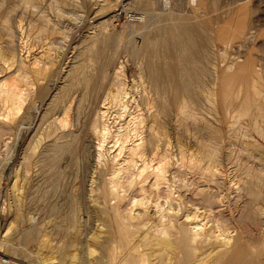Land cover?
Here are the masks:
<instances>
[{"label":"rangeland","instance_id":"rangeland-1","mask_svg":"<svg viewBox=\"0 0 264 264\" xmlns=\"http://www.w3.org/2000/svg\"><path fill=\"white\" fill-rule=\"evenodd\" d=\"M22 1L0 0V42L3 41L0 45L3 46L4 55L9 54L8 57H10L14 54L18 58L25 57L26 60H32L40 50L48 51L44 49L47 44V46H53L49 50L51 55H54L52 58L55 59L50 65L53 70L49 69L46 77V79L49 77L48 80L40 81V85L37 84L28 91L27 103L20 117L22 122L20 121L19 128L16 127L18 130L4 129L5 131L0 133V257L2 260H9L10 264H108L110 260V264L112 261V264H121V257L126 252V241L129 243L131 241L132 245H138L145 254L150 255L153 252V248L147 245L145 240H140L139 235L117 237L114 234L116 222L110 220L106 213L103 214L108 206L116 204V200L114 201L105 193L108 192L106 188L110 186L109 177L113 172L114 153H111L112 149L110 152L107 149L106 158L101 164L97 161L98 140L93 135L92 128L97 120H99L98 124H102L98 114L106 111L102 107L108 98L113 76L119 67H123L126 75L125 86L129 93L127 100L129 107H132L129 112L143 115L146 121L153 113H158L157 127L162 130L159 133L163 134L164 140L168 142V150L171 151L170 154L172 153L171 163H174L170 175L168 174V180L172 183L170 184L175 193L174 197L178 196V199H182L178 200L176 197L177 201L174 202L176 210L180 211H177L179 216L183 217L193 212V209L191 210L193 204L195 206L197 203L208 204L206 206L209 207L212 203L210 197H212L216 203H212L214 206L210 205L213 212L210 218L218 219V223L225 227L224 229H228L229 232H227L231 234L234 241V238H241L242 244L251 248L250 255L255 254L253 261L255 260L256 264H264L262 249L264 216L262 219L258 218L257 226L249 225L243 208V200L246 197L243 200L237 198L238 195L242 196L240 192L243 183L253 179L260 186L254 185L253 193L256 195L248 197L247 200L259 201V206H264V203L261 204L264 201V138L255 135L251 126L249 128L250 115L237 119L241 100L247 96L250 98L253 96L251 89H248V92L244 91L251 85L254 84L258 90L261 89V96H256V99L264 105V89H262L264 88L262 87L264 86V0H208L210 2L205 12L199 7V10L197 9L199 0L181 7L182 9L179 8L176 12L173 10L172 3L158 9L154 4L148 3L150 0H138L131 6H125L129 1L124 0H30L33 3ZM159 1L165 2V0ZM226 8H230L228 10L230 12L232 10V14L243 9L247 13L250 28L241 46L231 42L228 45L224 44L222 48V40L216 37L217 31L224 27L231 17L226 13L228 11ZM220 9L223 11L221 12ZM193 13L198 14L196 18ZM110 18L114 20L112 31L104 35L103 26L100 25ZM32 20L35 22L33 27L38 28L40 40L38 38L37 40L40 42H37L40 44L32 42V39L29 41L25 39L29 29L32 28L30 26ZM33 21L32 24H34ZM209 21L212 25L208 23ZM170 22H185L189 25L204 22L208 24L211 32L210 43H203L201 39H198L200 42L197 41L198 45L202 42L201 46L199 45L202 54L204 56L207 54L199 64L208 71L204 72L205 75L201 78L203 80H198L191 91L181 94L182 108L189 114L188 117L184 112L186 114L184 118L181 117L183 114L180 115L178 112L179 105L176 106L177 103L173 105L174 90L166 86L165 89L158 91L146 70L148 55L144 49L147 42L152 44L154 59L158 66L165 69L168 67L170 59L162 47V40H165V31L172 24ZM19 23L23 24L21 26L24 28V34L18 29ZM220 25L222 26L219 27ZM6 37H9L8 40ZM24 42L27 44H23ZM246 60L251 62V68L254 71L249 69L250 79L237 84L239 87L241 85L240 95L233 96L235 103L225 112L220 96L222 95L220 80L224 75L222 73L226 68V72L234 73L239 66H242L241 63L246 64ZM185 64L182 62L181 66H186ZM253 72H256L258 76L256 77ZM259 78H262L260 80L263 82L256 81ZM214 80L215 82L217 80V83ZM222 111L234 118L231 119L225 114L230 120L229 118L227 121L224 120L225 115ZM236 111L237 113L234 114ZM63 112L66 116L64 121L67 122H63V126L61 124H55V126L53 119L57 117L61 119L64 116ZM97 116L98 119H96ZM108 118L112 132L118 130L120 123L124 122L122 118L115 116V113L113 115L109 113ZM230 123L231 126H228ZM145 125H142L143 128L140 129L142 137L146 135L147 124ZM197 140L209 144L210 148L214 146L215 153L212 155L217 158H214L212 165L220 170V176L216 173V178L211 177L214 178L211 181L209 177L210 180L207 178L209 181L205 183L196 182L197 175L192 173L190 175V172L187 170L185 172L184 167L180 165L181 149H184V152L196 151ZM60 145H63V149ZM242 167L249 168V172L246 173V169L242 170ZM125 175V173L122 175L124 179L129 174L126 177ZM196 188L206 190L204 195L207 196L204 197L203 202H199L200 198L195 195ZM161 189L159 191L162 193L158 192V194L163 197L162 194L168 192L166 187ZM120 191H123L120 194L126 197L119 211L125 212L127 208H130V200L137 197L138 193L135 189H129L128 186H124V189ZM205 198L211 203H207ZM192 200L196 203H192ZM190 201L192 202L188 204ZM150 211L153 212L155 209L151 208ZM31 217L32 219L29 220ZM256 254L257 257H255ZM148 255L146 262L152 264L154 259ZM164 255L166 264H184V255L180 249H168ZM170 256L174 258L170 259ZM113 258L117 261L114 262ZM216 259L217 255H213L199 264H219ZM226 260L227 258L224 261ZM253 261L250 264H255Z\"/></svg>","mask_w":264,"mask_h":264},{"label":"bare ground","instance_id":"bare-ground-1","mask_svg":"<svg viewBox=\"0 0 264 264\" xmlns=\"http://www.w3.org/2000/svg\"><path fill=\"white\" fill-rule=\"evenodd\" d=\"M24 1L26 3L32 2L30 0H24ZM124 1H129L125 4V6H131V5H134L138 2V0H124ZM196 1L197 0H171V1L165 0V2H162L159 0H150V1H148V3L154 4L155 7L158 9L166 7L167 5L172 3L173 10H175V12H176L179 8H181L185 5H191V3H194ZM208 2H210V1L199 0L198 6L196 5L197 9L199 7V9H201L203 12H205V9L207 8ZM22 3L25 4L23 1H22ZM105 5H107V4H105ZM26 6H29V5H26ZM235 6H237V5L235 4ZM228 9H230V8H228ZM228 9L226 8V10H228ZM193 10H195V9H193ZM195 11H193V12H195ZM220 11L222 12L223 10L220 9ZM231 12H232V10H231ZM231 12L229 10L226 12L227 14H230L231 17H229L228 22L224 27H221L222 25L219 26L221 28L217 31V35L215 34L218 40H220V39L222 40V42H221L222 48H223L224 44L228 45V43H231V42H234L237 45L241 46L242 40L246 37V35L248 33V29L250 28L249 27V19L247 17V13L244 11V9L242 11L234 12L233 14ZM203 14H206V13H203ZM197 15L198 14L195 13L194 17L196 18ZM208 15H210V14H208ZM199 16L201 18L200 14H199ZM204 18H205V16H204ZM40 20H42V18ZM223 20H225V19H223ZM32 21L30 23V26H32V28H30L29 31L27 30L29 32V34H28V36H26L25 39H27L28 41L32 39V42H37L38 41L37 38L40 40L39 31H38V28L33 27V25H35V22L33 21L34 24H32ZM113 22H114V20H112L110 18V19L105 20L101 23L100 26H103V34L104 33L108 34L109 31H112L111 29L113 27V25H112ZM170 23H172V22H170ZM208 23L210 25H212L210 21ZM21 25H23V24H20L18 26V29L21 33L24 34V28ZM4 28L5 27H3V29ZM7 30H9V28ZM208 30L210 32V29L208 28V24H206L204 22H200L198 24L195 23V24H191V25L186 24L185 22H183V23H172L170 25L169 29L167 31H165L166 32L165 33L166 35H164L165 40H162L163 41L162 47L166 51V53H168L169 59H170V61L168 62V67L166 69L164 67L158 66L156 59H154V52L152 50L153 47H152L151 43L147 42L145 49H144V52H146V54L148 55V60H147V64H146V70L148 73L147 75L152 80L153 84L158 89V91H161L160 89H165L166 86L170 87L169 88L170 90H171V88L174 90L175 94L172 90L173 94L175 95L174 96L175 100H173L175 102L173 105H176L175 103H177L176 106L179 105V111L178 110L177 111L180 113V115L183 114V115H181V117H183L184 115L187 114V112H185V110L182 108L183 103L181 102V99H180L181 94H183V93L186 94V92L191 91L192 88H194V85H196L197 81L200 80L203 77V75H205L204 72L208 71L205 67L204 68L206 70L204 71V68L202 67L203 65L199 64L200 60L201 59L204 60V57H206V55H207L206 54L204 56L202 54L199 45L202 42L208 43L209 41H211V38L209 36V34H211V32L209 33ZM30 31H31V33H30ZM5 32H6V29H5ZM9 32H11V31H9ZM11 37H12V35H11ZM8 38H7V40H8ZM105 38H107V37H105ZM198 39L202 40V42L199 43V45L197 43V41H199ZM244 40H246V39H244ZM9 41H8V43H9ZM1 42H3V41H1ZM38 42H40V41H38ZM23 44H27V43L24 42ZM38 44H40V43H38ZM48 45H50V44H48ZM231 45H233V44H231ZM39 47H38V49H39ZM51 47H53V46H51ZM51 47L47 46V44H46L44 49H47L48 51H42L41 52V50L39 49L40 51L39 50L38 51L40 52V54L38 52L37 55L35 56V58L33 57L32 60L31 59L26 60L25 57L24 58H20V57L18 58L14 54L13 55L11 54L10 57H8L9 54H7V56H5L4 55L5 51L3 50V46L0 45V133H2L4 129L14 131V128L15 129L19 128L18 126L20 125V121L22 120V118H20L21 112L23 111L24 106L27 103L26 98H27V96H29L28 91L31 90L33 88V86L39 84L40 81L48 80L49 77L47 79H46V77L48 75L49 69L53 70V68H51L50 65L53 63V61H54L53 59H55V58H52V56H54V55L53 54L51 55V53H50L49 49ZM6 48H4V49L6 50ZM202 50H204V49H202ZM182 62L186 63L185 64L186 66H181ZM245 63L246 64L241 63L242 66H239L238 69H236L237 71H234V73L229 72L230 73L229 74L228 72H226V70H227V68H226L224 73H222V74H224V75H222V79L221 78H220L221 80L219 79L221 81V84H220L221 89L219 87L218 90L219 89L221 90L222 95H220V96L222 97L221 100L223 103V104L221 103V105L223 106L222 108L224 109L225 112L230 110V107L235 103V100H234L235 98L233 96L236 97V94L240 95L239 90L241 88V85L239 87V85H237V84L250 79L248 72H249V69H252L251 68V62L246 60ZM52 66H55V65H52ZM122 69H123V67H119L113 76L111 89H109L108 95H107L108 98L105 100L104 105L102 107V109L106 110V111L100 112L101 114L100 113L98 114L99 119L102 120V124H100V123L98 124L99 120H97L96 124H95L96 121L94 122L93 128L91 127L93 135L95 137H97V140H98V144H97L98 145L97 146V150H98V158L97 159L98 160L97 161H99V163L101 164V162L106 158L105 152L107 153V149L109 152L112 149L113 152L111 151V153H114V156L112 157L113 158L112 159V163H113V167H112L113 169L112 170H113V172H112V176L109 177L110 178L109 179L110 186L108 188H106V189H108L107 190L108 192H105V193H107V195L109 197L111 196V198L114 201L116 200V204H112V205L109 204L110 206H108V209H106V211L103 212V214L106 213V216L109 217L110 220H112L113 222H116L114 234L117 237L124 238L127 235H132V236L137 237V235H139L140 240H145L147 242V245L149 244L150 247L153 248V252L150 255L145 254V253H143V251L140 250V247L138 245H132V244H130L131 241L129 243L128 241L125 240L126 241L125 242L126 247L125 246L124 247L126 248V252L123 255V257H121V264H145V263L148 264V262H146L147 261V259H146L147 255L151 256L154 259V260L151 259L152 264H166L167 260H166V258L164 259V256H165L164 254H165V252H168V249H171V248H177V249L181 250V252L184 255V264H199L200 262H203V261L205 262L206 261L205 259H209V257H212L213 255H217L216 261L218 260L219 264H250L253 261V255H255V254H252V256L250 255L249 251H251L250 250L251 248L246 246V245H243L242 244L243 242H241V238L240 239L234 238L235 239V241H234L232 239L231 234L228 233L229 232L228 229L227 230L224 229L225 227L223 228L221 226V224L218 223V219L213 220L212 218H210L211 214H213V212L211 211L212 206H210V205L213 202H215V200H212V197H210L212 203L209 201L211 203L209 205L210 208L206 206L208 204L205 205L202 203H197L196 206H195V204H193L194 206H192V208H191V210L193 209V212L188 213L186 215H183V217L179 216V213L177 212V211H179V209L176 210L177 208H176V206H174V202L177 201L178 196H176L177 199H176V197H174L175 193L173 192V188L171 187L172 183L170 182L171 183L170 184L169 183L170 180H168V177H169L168 174L170 173L172 166L174 165V163H171L172 153L170 154L171 151L169 152V150H168L169 149V147H167L168 142L166 140H164L163 134L161 135L159 133L161 129H159V127H157L158 126V118H159V116L157 115L158 113H155L156 115L153 113V115L149 119L147 118L148 120L146 121V119L143 117V115L137 114V112H129L132 107L131 108L129 107V103L127 100L129 97V93L127 92V89L125 86L126 85L125 84L126 75H125L124 69L123 70ZM228 70H229V68H228ZM252 71H254V70L252 69ZM231 72H233V71H231ZM253 74H256V77L258 76V74L256 72L255 73L253 72ZM49 75H51V74H49ZM214 75H216V74H214ZM251 79H252V77H251ZM260 79H262V78H259V80H256V81L263 82V80L261 81ZM201 80H203V79H201ZM253 80H251V81H253ZM214 82H215V80H214ZM215 83H217V80ZM254 83H255V80H254ZM252 84H253V82H252ZM257 85H259V84H257ZM155 87H154V89H155ZM262 87H264V86H262ZM248 89H251L253 91V96H251V98L249 96H247L245 98L243 97L244 99L241 100L240 104L238 103L239 104V107H238L239 108V113H238L239 117H237V119H239L242 116L250 115V118H248L250 120L249 128L251 126V129L255 135H258L260 137L263 136V138H264V105H262L259 102V100L256 99L257 98L256 96H258V95L261 96L260 94L262 91L260 88L258 90V88L254 84L251 85L249 88H246L244 91L248 92ZM262 89H264V88H262ZM197 90H198V88H197ZM237 90H238V93H237ZM203 91H204V89H203ZM218 93H219V91H218ZM159 94L161 95V93H159ZM241 94H243V93H241ZM200 95H201V93H200ZM192 96H193V94L191 95V97ZM262 96H263V94H262ZM203 99L205 100V98H203ZM107 100H108V102L106 103ZM162 100H163V98H162ZM162 100H161V102H162ZM147 105H146V107H148ZM218 106H220V105H218ZM67 109L70 110V108H67ZM134 109H136V108H134ZM151 109L153 110V107ZM206 109H208V108L206 107ZM196 110H197V108H196ZM209 110H210V108H209ZM234 110H236V109H234ZM224 111H222V112L224 113ZM160 112H161V110H160ZM109 113H112V115H113V113H115V116L117 115L119 118H122L124 121L123 123H120V128H118V130L113 131V132L111 131L112 128H110V125L108 122L109 121V118H108ZM236 113H237V111L234 114H236ZM23 114H24V112H23ZM225 114H227V113H224V115ZM59 115L61 116V114H59ZM187 115L189 117V114H187ZM190 115L192 116V114H190ZM227 115L224 116V120H226V121L230 117L228 115L229 117L227 118L226 117ZM165 116H167V115H165ZM215 116H216V113H215ZM64 117H66L65 113H64V116L61 117V119L59 117H57L56 119H53L54 120L53 124L54 125L55 124L56 125H59V124L62 125L63 122H67L66 120L64 121ZM225 117H226V119H225ZM175 118H177V117H175ZM230 118H229V120H230ZM233 118H231V119H233ZM243 118H245V117H243ZM96 119H98V116ZM122 119H119V121L120 120L122 121ZM237 119H235L236 122H237ZM224 120H223V122H224ZM145 124H147V130H146L147 132L145 131L146 135L144 137H142V134H140V132H141L140 129H141L142 125H145ZM183 124H185V123H183ZM235 125L237 126V124H234V126ZM228 126H231V123H230V125L228 124ZM234 126H232V127L234 128ZM209 128H210V126H209ZM239 129H240V127H239ZM209 132H211V131H209ZM200 135H201V133H200ZM0 137H1V135H0ZM164 137H166V136L164 135ZM227 138H228V136H227ZM197 141H196V143H197L196 145H198L197 146L198 148H196L197 149L196 151L192 150V151L184 152L183 151L184 149L180 148L181 151L180 150L179 151L181 154V163L179 161H178V163H180V165L184 167L185 172L187 170L188 172H190V175H192V174H194L195 176L197 175L198 179H196V182H200V183L204 182L205 183V181L210 180L209 177L211 178V177H215V175L217 176L216 173H218V175H219L220 170L213 167V165H212L213 164L212 162H213L214 158L216 157V156L213 157V155H212L213 153H215L214 148H213L214 146L212 147L213 148V152H212L211 151L212 148H210L209 144L207 145V143H205L204 141L202 143L199 142V140H197ZM213 141H211V142H213ZM218 141H220V140H218ZM109 144H111L110 147H109ZM216 144H218V143H216ZM62 146H61V148H62ZM66 147H68V146H66ZM216 151H217V149H216ZM217 153H218V151L216 152V154ZM248 169H247V167L246 168L242 167V170H245L246 173L249 172ZM124 173L126 174L125 177L129 174L125 179L122 177V175ZM175 173H176V171H175ZM249 174L250 173H248V175ZM213 179L211 178V181ZM257 181H258V179H257ZM255 184H256V182L253 179L244 182L242 185V188H241V192H240V193H242V196L238 195V197L237 196L236 197L239 198L240 200H243L246 197L245 200H243L244 201L243 208L245 209V210L244 209L243 210L246 211V214H245V217L247 220L246 222H248L249 225L252 224V225L257 226L258 218L262 219V216H264V211H263L264 206L263 207L259 206V204H258L259 201L254 202V200H251V199L247 200L248 197L251 198L250 196L256 195L255 193H253L254 192L253 188H254ZM201 185H200V187H201ZM124 186L125 187L128 186L129 189H135L138 193V196L134 197L133 199L130 200V203H129L130 208L129 209L127 208V211L120 212L121 211L120 210L121 204L123 203V199H125V197H126V196H122L120 194V192H123L120 190H123ZM258 186H260V185L258 184ZM163 187L167 188L168 193L166 194V192H165L164 194H166V195L164 196V194H162L163 195V197H162L161 195L158 194V192L162 193V191H159V190ZM186 188H188V187H186ZM202 189L200 188L198 190L196 188L197 192L196 191L194 192L195 195L198 198H200L199 199L200 201L198 200L199 202H201V201L203 202L204 197L207 196V195L206 196L204 195V192H206V190L203 191ZM97 191H99V189ZM176 191H177V189H176ZM125 194H123V195H125ZM104 196H105V194H104ZM258 196H259V194H258ZM98 198H99V196H98ZM106 198L107 197L105 196V199ZM256 198H258V197H256ZM178 200H182V199H178ZM207 200L208 199L205 198L206 202H207ZM255 200H257V199H255ZM192 201H190L188 204H190ZM209 202H207V203H209ZM113 203H115V202H113ZM192 203H196V202L193 201ZM262 203H264V201L261 202V204ZM129 205H127V207ZM151 208H154L155 211L151 212L150 211ZM182 209H183V207H182ZM177 215L179 217H177ZM242 216H244V214ZM31 219H32V217L29 220H31ZM243 222H244V220H243ZM259 223H261V222H259ZM256 226H255V228H257ZM258 226H259V224H258ZM106 230H108V229H106ZM131 240H133V239L131 238ZM146 247L148 248V246H146ZM263 247H262V249L264 250ZM142 249H143V247H142ZM113 251L115 253L116 250L114 249ZM118 252H120V251H118ZM231 253H233V254H231ZM251 253H252V251H251ZM258 254H260V253H258ZM255 257H257V254ZM171 258H174V257L170 256V259ZM226 258H227V260L224 261ZM0 259L2 260L1 257H0ZM258 259H257V261H258ZM113 260L115 262L116 259L113 258ZM214 260H215V258H214ZM214 260H213V262H214ZM110 261L108 262V264H110ZM112 262H111V264H112ZM253 262H255V260ZM2 264H3V262H2ZM58 264H60V263H58ZM255 264H256V262H255Z\"/></svg>","mask_w":264,"mask_h":264},{"label":"built area","instance_id":"built-area-1","mask_svg":"<svg viewBox=\"0 0 264 264\" xmlns=\"http://www.w3.org/2000/svg\"><path fill=\"white\" fill-rule=\"evenodd\" d=\"M3 264H10V261L9 260H6V259H3Z\"/></svg>","mask_w":264,"mask_h":264}]
</instances>
